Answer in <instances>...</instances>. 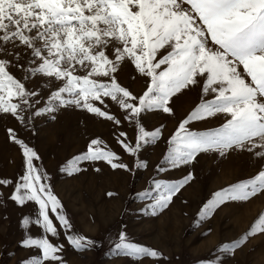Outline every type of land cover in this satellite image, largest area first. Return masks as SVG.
Returning a JSON list of instances; mask_svg holds the SVG:
<instances>
[{
  "label": "rangeland",
  "instance_id": "obj_1",
  "mask_svg": "<svg viewBox=\"0 0 264 264\" xmlns=\"http://www.w3.org/2000/svg\"><path fill=\"white\" fill-rule=\"evenodd\" d=\"M0 264H264V0H0Z\"/></svg>",
  "mask_w": 264,
  "mask_h": 264
}]
</instances>
